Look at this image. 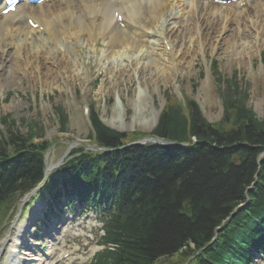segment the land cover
I'll return each mask as SVG.
<instances>
[{
    "label": "bare ground",
    "instance_id": "obj_1",
    "mask_svg": "<svg viewBox=\"0 0 264 264\" xmlns=\"http://www.w3.org/2000/svg\"><path fill=\"white\" fill-rule=\"evenodd\" d=\"M26 16L43 29H31L23 19ZM152 34L157 41H148ZM101 37L106 48L100 50L108 60L101 64L106 78H138L139 98L147 90L142 88L147 79L172 77L179 71L178 63L194 65L196 55L182 48L185 41L204 46L215 40L213 45L218 47L224 37L232 46L240 45L233 49L236 59H252L254 52L264 47V0H250L241 9L210 0H54L51 4L21 5L17 13L0 17V42L8 40L6 49H0V62L5 65L2 56L7 48H13L23 65L21 76L13 73L16 64L0 71V93L13 84V78L22 77L47 84L52 79L55 87L64 88L67 80L82 72L79 46L86 44L94 52ZM118 105H122L120 100ZM31 235L29 226L16 225L0 241V246L10 252L7 264L36 258L35 253H29L36 244ZM27 255L34 256L28 259Z\"/></svg>",
    "mask_w": 264,
    "mask_h": 264
},
{
    "label": "trees",
    "instance_id": "obj_2",
    "mask_svg": "<svg viewBox=\"0 0 264 264\" xmlns=\"http://www.w3.org/2000/svg\"><path fill=\"white\" fill-rule=\"evenodd\" d=\"M227 93L232 111L226 113L225 121L232 124L231 130L221 132L211 127L194 106L189 117L178 107L169 109L155 132L175 139L193 134L213 146L204 145L193 153L188 150L186 157L174 154V159H170L172 150L165 147L156 149L155 154L161 155L156 159L137 146L124 151L132 160L136 158L129 171L148 195L120 220L118 248L100 264H153L160 256L189 247L190 242L200 246L232 206L243 199L244 187L256 170L258 153L264 148V120L245 110L244 99L234 96L238 92ZM95 124L100 142H112L116 133L97 118ZM8 130L0 140V209L8 206L17 189L28 188L41 174L35 147L27 151L25 138L10 127ZM233 144L242 153L239 166L223 153ZM13 147L18 148L15 154ZM138 185L128 187L133 189L131 195Z\"/></svg>",
    "mask_w": 264,
    "mask_h": 264
},
{
    "label": "rangeland",
    "instance_id": "obj_3",
    "mask_svg": "<svg viewBox=\"0 0 264 264\" xmlns=\"http://www.w3.org/2000/svg\"><path fill=\"white\" fill-rule=\"evenodd\" d=\"M99 43L103 45L102 40ZM214 43L215 40H211L203 46L198 42L189 45L185 41L182 48L186 53L191 50L196 55L194 65L178 63L179 71L173 73L172 77L166 78L160 75L158 78L147 79L142 83V88L147 90L139 98H137L138 78L134 76L106 78L101 64H107L108 60L102 58L101 50L98 48L93 53L87 48L81 49L82 56L79 62L83 65L82 72L66 81L71 93L65 84L64 88L55 87V80L50 79L47 84L37 78L29 80L28 77L13 78V84L2 88L0 130L3 118L7 120V116L13 120L15 126L21 128H25L31 122L34 123L32 129L36 126L42 138L54 140L59 145L58 148H62L55 150L57 153L55 160H57V157L67 147L69 149V146L86 148L92 146V141L88 138L91 128L88 127L87 105L96 108L102 120L108 125L110 124L108 121L114 120L110 125L114 129L147 130L154 127L156 123L154 109L160 113L166 104V97L169 102L164 108L174 102L177 103L178 98H195L200 103L205 117L215 122L222 115L223 98L225 92L229 90L241 92L239 96L246 99L248 107L257 117L263 118L264 47L260 52L255 51L252 59L244 58L240 61L233 54V49L239 46H232L228 41L226 43L224 37V44L214 47ZM3 82L5 84L6 80ZM118 99L122 101L121 107L118 105ZM56 106L62 107L66 112L67 122L62 124ZM62 125L66 130L65 134L60 130ZM64 136L69 139L66 140ZM53 164L57 165L58 162L51 165Z\"/></svg>",
    "mask_w": 264,
    "mask_h": 264
}]
</instances>
